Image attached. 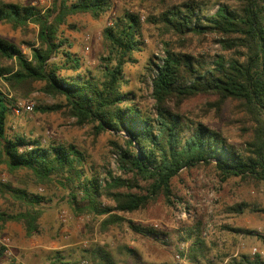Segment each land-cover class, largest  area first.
Wrapping results in <instances>:
<instances>
[{
	"label": "trees",
	"instance_id": "trees-1",
	"mask_svg": "<svg viewBox=\"0 0 264 264\" xmlns=\"http://www.w3.org/2000/svg\"><path fill=\"white\" fill-rule=\"evenodd\" d=\"M160 1L164 9L148 16L146 23L179 37L221 35L220 44L231 55L208 61L204 56L167 47L165 57L148 66L155 101L151 113L133 103L132 93L122 92L125 66L136 63L134 54L144 46V22L139 13L124 12L105 28L107 57L101 58L104 73L97 77L90 70L89 76L81 74L82 58L72 51L73 43L62 27L68 17L78 14L101 18L111 10L112 0H54L45 11L0 2V22L15 30L25 29L29 23L39 28L38 43L27 44L31 58L17 44L0 37V81L6 82L21 100L28 99L35 84L40 83L43 94L64 100V104L39 108L42 113L64 112L76 119L79 127L93 125L95 136L111 132L124 140V146L113 143L123 176L108 173L102 177L99 167L90 164L76 146L43 145L39 140L10 136L14 103L0 91V161L13 178L26 171L36 185H60L69 193L72 211L103 218V231L127 223L134 232L155 239L159 236L155 230L126 222L122 215L144 210L159 197L168 205L180 203L173 181L183 170L214 165L221 182L239 178L264 186V0L222 3L213 14H208L206 4L197 0L167 6L166 0ZM69 72L72 75H66ZM199 96L217 98L219 109L229 102L235 104L242 145L204 122L187 119L183 113L186 103ZM0 196L20 207L16 214L0 213V223L23 222L28 237L33 236L38 231L44 198L27 186L1 183ZM182 229L191 244L190 260L199 262L209 251L202 238L203 221L197 218ZM5 250L0 245V259ZM82 260L119 264L116 255L100 245L84 250ZM80 263L59 257L50 264ZM228 264L264 262L244 256Z\"/></svg>",
	"mask_w": 264,
	"mask_h": 264
},
{
	"label": "rangeland",
	"instance_id": "rangeland-1",
	"mask_svg": "<svg viewBox=\"0 0 264 264\" xmlns=\"http://www.w3.org/2000/svg\"><path fill=\"white\" fill-rule=\"evenodd\" d=\"M36 7L39 10L51 8L54 0H0V2ZM74 1V0H72ZM184 0H166L165 6ZM206 4L208 14H213L219 4L233 5L235 0H197ZM164 9L160 0H112L111 10L99 19L87 14L70 16L62 27L64 35L73 43L72 51L82 58L81 74L94 76L104 73L106 48L103 32L113 25V21L124 12L139 13L143 29L142 51L136 52V63H129L124 69L123 93L133 94V103L143 112H154L155 101L152 97L151 74L148 66L159 62L166 55L167 47L175 51H188L196 56H204L213 61L218 56H230L220 41L223 36L208 34L205 36L189 35L179 37L164 31L161 26L146 23V18L157 15ZM39 28L29 23L25 29L15 30L12 25L0 22V37L17 44L27 58H31V47L27 44L38 43ZM169 44L171 46H169ZM11 64H14L11 62ZM66 75H72L71 72ZM42 84H35V91L28 99L16 97L3 80L0 91L4 92L13 103L32 100L36 107L33 112L25 113L15 110L9 120V135L23 136L27 139L39 140L43 145L52 143L72 145L83 151L90 164L99 167L102 177L110 173L116 177L123 176L118 160H115L113 143L124 146L122 136L105 132L95 136L93 125L79 127L76 119L64 112L42 113L39 108L64 104L62 98H51L41 92ZM215 103L217 98L199 96L188 101L183 113L194 122H204L211 128L227 136L237 145L243 144L241 131L237 121L235 104L229 102L219 109ZM14 106V105H13ZM121 135L127 137L125 132ZM128 138V137H127ZM5 176L6 183L25 187L32 193L44 198L40 209L38 231L28 237L23 222L0 223V245L5 247L8 241L10 254L0 259V264H50L57 258L63 261H76L82 264L83 251L95 246H107L117 258L119 264L142 261L144 264H228L242 257H251L253 248L264 252V186L258 182L239 178H231L221 182L214 165L193 170H183L173 181L175 197L180 203L168 205L159 197L146 209L133 214L122 215L126 222L151 228L159 236L143 237L130 229L127 223L110 226L106 231L101 229L103 218L93 215H76L68 200L66 192L57 183L36 185L32 176L21 171L13 178L5 164L0 161V178ZM108 177V175H107ZM26 185H20L24 182ZM0 196V213L16 214L20 212L18 205H12ZM109 205V202L105 201ZM179 206L188 208L191 213L186 221L177 217ZM66 214L63 217V214ZM203 221L202 238L207 242L209 251L199 262L190 260V242L183 232V226L195 219ZM211 226L207 236L204 231ZM180 262L176 256L182 253ZM6 248V247H5ZM132 252L134 254L132 255ZM132 255V256H131ZM90 264V263H89Z\"/></svg>",
	"mask_w": 264,
	"mask_h": 264
},
{
	"label": "built area",
	"instance_id": "built-area-1",
	"mask_svg": "<svg viewBox=\"0 0 264 264\" xmlns=\"http://www.w3.org/2000/svg\"><path fill=\"white\" fill-rule=\"evenodd\" d=\"M8 97V96H7ZM35 107H36V104H35V102L34 101H32V100H27V101H16L15 103H14V109L17 111V110H19V111H23V112H25V113H31V112H33L34 111V109H35ZM27 149H32V147L31 146H27ZM23 151V149H21L20 150V152H22ZM118 159V157L117 156H115V160H117ZM0 182H2V183H6L7 182V178L5 177V176H3V177H1L0 178ZM65 213L63 214V217H65ZM190 215H191V213L188 211V208H186V207H184V206H179V208H178V214H177V218L180 220V221H186V220H188V218L190 217ZM210 229H211V226L210 225H208V228L204 231V233H203V236H207L208 234H209V232H210ZM260 234L262 235V236H264V231H262V232H260ZM6 242L7 243H5V247H6V253L7 254H10V251H9V245H8V241L6 240ZM184 245L182 246V253H180V254H178L177 256H176V258L180 261V262H184V260H182V254H183V251H185L184 250ZM250 259L252 260V261H255V260H262L263 262H264V252L263 251H261L259 248H253V250H252V253H251V257H250ZM82 264H89V262L88 261H84Z\"/></svg>",
	"mask_w": 264,
	"mask_h": 264
}]
</instances>
